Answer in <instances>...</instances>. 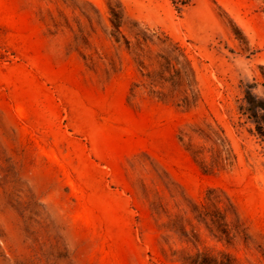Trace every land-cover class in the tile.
Segmentation results:
<instances>
[{
	"label": "rangeland",
	"instance_id": "rangeland-1",
	"mask_svg": "<svg viewBox=\"0 0 264 264\" xmlns=\"http://www.w3.org/2000/svg\"><path fill=\"white\" fill-rule=\"evenodd\" d=\"M246 90L264 0H0V264H264Z\"/></svg>",
	"mask_w": 264,
	"mask_h": 264
},
{
	"label": "trees",
	"instance_id": "trees-1",
	"mask_svg": "<svg viewBox=\"0 0 264 264\" xmlns=\"http://www.w3.org/2000/svg\"><path fill=\"white\" fill-rule=\"evenodd\" d=\"M251 87L249 86V88ZM244 99L246 106L243 108V114L252 120L256 135L264 142V99L255 96L250 90L245 91ZM222 257L223 259L220 261L203 258L204 260L198 264H231L229 256Z\"/></svg>",
	"mask_w": 264,
	"mask_h": 264
}]
</instances>
